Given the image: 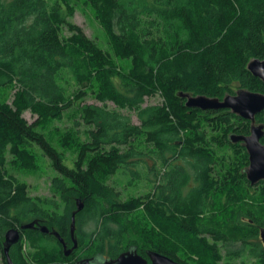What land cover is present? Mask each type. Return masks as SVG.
Returning a JSON list of instances; mask_svg holds the SVG:
<instances>
[{
	"label": "trees",
	"instance_id": "1",
	"mask_svg": "<svg viewBox=\"0 0 264 264\" xmlns=\"http://www.w3.org/2000/svg\"><path fill=\"white\" fill-rule=\"evenodd\" d=\"M76 1L0 0V254L6 231L32 218L54 224L72 245L81 198L76 252L115 255L137 246L179 258L177 236L195 241L204 253L199 264H219L226 258L220 244L258 240L244 263L264 264V179L251 183L249 152L230 140L247 135L252 121L230 109L190 107L182 95L264 93V81L248 69L264 59V0H86L116 55L131 61L128 71L72 20ZM156 94L161 103L144 105ZM88 95L103 105L86 103ZM108 101L136 111L140 123ZM71 108L85 138L71 130L53 138L49 123ZM256 120L264 122V110ZM36 148L57 172L60 202L31 197L18 175L38 169ZM116 175L129 177L125 186L145 179L151 187L123 198L109 182ZM22 231L16 264H62L59 238Z\"/></svg>",
	"mask_w": 264,
	"mask_h": 264
},
{
	"label": "rangeland",
	"instance_id": "2",
	"mask_svg": "<svg viewBox=\"0 0 264 264\" xmlns=\"http://www.w3.org/2000/svg\"><path fill=\"white\" fill-rule=\"evenodd\" d=\"M9 1V0H7ZM76 13L74 18L72 19L74 22L79 24L85 31V33L93 38L97 43L105 49L110 50L113 59L120 65V67L126 71L129 70L131 67V61L129 59H122L118 57L110 43L109 37L105 31V29L101 26L99 23L95 11L92 8V6L86 1V0H77L76 2ZM14 90L9 89L8 95L9 100L13 98ZM163 101V98L156 94L150 97H146L144 105L148 104H159ZM86 103H94L97 105H103V102L99 101L95 98L94 95H88L86 99ZM107 107L110 109H119L123 113L128 114L131 116L133 122L140 123L138 114L134 110L129 109H120L118 108L113 102L108 101ZM78 109L77 108H71L68 110L66 115L61 120H54L49 123V129L54 131L52 133V137H57L58 133H62L68 130L73 131L74 135L77 136L76 140H81L85 138L84 130L85 126L82 121L79 120L78 115ZM24 116L28 119L29 122H33L37 116L31 113L29 110L24 112ZM80 131L77 133L76 131ZM36 151L38 153L39 161H38V169L29 171V170H23L21 169L18 171V175L20 178L25 181L29 186V194L31 197H42V198H51L56 199L55 196H53V187H54V180L53 178L57 175V172L53 169V167L50 164V160L45 157L41 150L39 148H36ZM75 154V147L72 148V151H69V158L73 157ZM67 163L71 164V160H69ZM129 177L128 176H122V175H116L113 177V179L109 180L110 183L114 185V187L117 190H120L122 192L123 198H126L129 194H141L151 187V184L145 180L142 179L136 183L135 186H125V183L128 182ZM134 187V188H133ZM56 201H59L56 199ZM60 202V201H59ZM63 207V206H61ZM139 215L145 220L147 219L145 215L140 212ZM80 215L78 219H80ZM34 218L30 219L33 220ZM86 220L88 217L85 218ZM90 221V220H89ZM87 222L86 229L92 230L95 226L94 222ZM148 221L149 225H153V222L151 220ZM29 220H24L23 223H28ZM168 233L173 235L172 229H166ZM176 240H179V252L178 256L179 258L186 261L188 264H199V261L203 259L204 253L201 254L199 249H197V244L193 240L184 241L183 238H178L177 236H174ZM5 238L2 239L4 241ZM260 242V241H259ZM258 240H253L252 243H259ZM26 243V242H25ZM248 243L249 245H241L239 243H229V244H220L221 252L226 256V258L220 262L219 264H245L244 260L250 255V250L253 246H256V244ZM2 244V242H1ZM263 246V245H262ZM24 247L26 248L27 245L25 244ZM29 249V248H28ZM27 249V250H28ZM244 253L243 256L240 258L236 257H230L228 253L233 254L235 252L241 251ZM253 257H251L252 259ZM231 262L229 263V261Z\"/></svg>",
	"mask_w": 264,
	"mask_h": 264
},
{
	"label": "water",
	"instance_id": "3",
	"mask_svg": "<svg viewBox=\"0 0 264 264\" xmlns=\"http://www.w3.org/2000/svg\"><path fill=\"white\" fill-rule=\"evenodd\" d=\"M248 69L253 73L254 76L259 77L264 81V59H252L248 63ZM182 95L186 97L187 105L190 107H198L203 110L230 109L234 113L252 121L250 134L240 135L237 133H232L230 135V140L234 143L240 141L243 142L249 152V165L246 167L245 172L247 173L248 179L251 181V183L255 184L260 180H263L264 144L261 142V137L264 134V122L257 123L256 115L264 110V93L253 91L247 88H240L237 90L236 94H227L223 98L212 97L205 94L194 95L185 93ZM76 205V209L72 213L71 223V236L74 242L73 246L68 247V244L60 235V233L55 229L52 230V233L56 235L62 242L66 255H69L78 245V239L75 236L76 215L84 208L85 203L81 198H77ZM36 223H38V221L33 220L28 223H22L16 227H12L6 231L3 246L4 253L7 256L10 264H13L10 257V249L12 245L18 243L21 240L22 230L34 228ZM40 227L44 232L49 231L46 225H40ZM260 236L264 241V226L260 229ZM134 251L135 246H130L127 251L122 252L118 258L112 260L110 263L114 262L115 264H127V262H129L131 259L139 257ZM151 255L155 264H179L172 258L157 251H153ZM80 264H92L91 258L82 260Z\"/></svg>",
	"mask_w": 264,
	"mask_h": 264
},
{
	"label": "flooded vegetation",
	"instance_id": "4",
	"mask_svg": "<svg viewBox=\"0 0 264 264\" xmlns=\"http://www.w3.org/2000/svg\"><path fill=\"white\" fill-rule=\"evenodd\" d=\"M237 90H236V92H237ZM236 92L234 94H236ZM256 122H257V120H256ZM257 123H261V122H257ZM250 133H251V127H250V132L248 134H250ZM263 138H264V134L261 137V142L264 144ZM36 219H37L38 223L35 224V227L34 228H28V229H25V230H32L34 232L43 233L45 235H53L54 237H56L58 239V237L52 233L53 229L57 230L56 227L54 226V224L49 223L48 220L40 219V218L39 219L38 218H34L33 220H36ZM33 220H31V221H33ZM31 221H29V222H31ZM40 225H46L48 227L49 231L48 232L42 231V228L40 227ZM71 239H72V236H71ZM3 242L4 241H2V248H3L4 256L2 254H0V264H10L9 261H8L7 256L4 253ZM262 242H263V245H264V241L263 240H262ZM66 243L68 244V247H72L73 246V244L70 245L68 243V240H66ZM26 245H27V247L25 249L27 250L28 244H26ZM16 246H17V243L12 245V247L10 249V257L12 259L13 264H16V263H15L14 258L12 256V251H13V249ZM77 248H79V244L77 245L76 248H74V250L69 255H66L64 253V256L61 258L60 262L62 264H80L82 260L87 259V258H91V263L92 264H115L114 262H112V263H110V262L112 260L118 258V256L122 252L127 251L130 247L120 251L119 253H117L115 255H111L107 251L97 252L95 254H89L87 252H76ZM134 252L139 257H135V259H131L129 262H127V264H155V262H154V260L152 258V255H151L153 250H151L149 248L140 249L139 247L135 246V251ZM164 255H166V254H164ZM166 256L172 258L174 261L178 262L179 264H188L186 261H184L181 258H175V257H171L169 255H166Z\"/></svg>",
	"mask_w": 264,
	"mask_h": 264
}]
</instances>
